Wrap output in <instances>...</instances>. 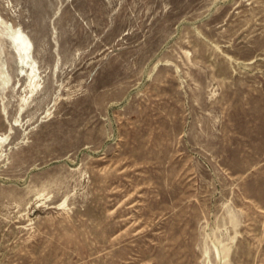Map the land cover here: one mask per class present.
<instances>
[{"label": "rangeland", "instance_id": "1", "mask_svg": "<svg viewBox=\"0 0 264 264\" xmlns=\"http://www.w3.org/2000/svg\"><path fill=\"white\" fill-rule=\"evenodd\" d=\"M0 72V264H264V0H0Z\"/></svg>", "mask_w": 264, "mask_h": 264}, {"label": "bare ground", "instance_id": "2", "mask_svg": "<svg viewBox=\"0 0 264 264\" xmlns=\"http://www.w3.org/2000/svg\"><path fill=\"white\" fill-rule=\"evenodd\" d=\"M11 29V27H10ZM9 43L14 46V53L21 71L19 77H24L28 84V88L32 93L41 87L40 73L37 68L36 60L32 56V42L29 37L18 28H12L8 32L6 38ZM0 84L9 86V76L6 72H0ZM0 144H2V137L0 136Z\"/></svg>", "mask_w": 264, "mask_h": 264}]
</instances>
